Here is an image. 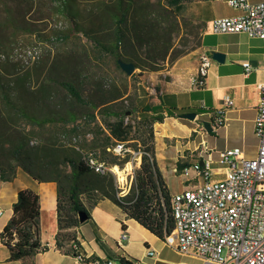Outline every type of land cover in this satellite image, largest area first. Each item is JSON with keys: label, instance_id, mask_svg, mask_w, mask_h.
Instances as JSON below:
<instances>
[{"label": "trees", "instance_id": "obj_1", "mask_svg": "<svg viewBox=\"0 0 264 264\" xmlns=\"http://www.w3.org/2000/svg\"><path fill=\"white\" fill-rule=\"evenodd\" d=\"M10 1L0 0L6 6ZM90 1L92 8L86 14L75 7L77 0L58 1L60 11L71 19L72 28L70 32H57L52 38L68 41L82 33L86 37L87 47L84 45L81 50L73 49L67 55L58 56L48 66H22L3 47L5 41L0 40V178L8 180L13 175L4 166L5 158L15 163L14 168L21 167L36 179L55 181L58 186L56 246L66 254L81 256L83 262L87 263L102 258L88 256L84 250L77 231L82 224L79 213L85 211L90 219L89 206L98 204L102 199L112 200L129 217L135 218L163 240L175 227L173 193L156 158L154 127L167 117L163 111L164 99L162 97L158 104L141 106L139 111L133 107H115L124 99L126 91L115 83L107 86L104 75H98L97 71H101L97 61L104 55H111L119 68L118 61L123 59L134 62L136 68L142 71L150 72L164 68L168 58L174 61L189 53L173 47V36L179 26L178 10L189 0H167L166 4L159 0ZM10 17L7 15L8 20ZM8 20H0V31ZM205 78L200 77L202 84L198 88L205 85ZM87 82L91 83L92 89V94L88 95L82 89ZM52 107L59 108L52 115L45 113L39 116L35 112L41 109L45 112ZM186 111L169 107L168 116L180 117ZM128 112L129 121L126 120ZM135 113H139L138 117L132 118ZM82 116L90 123H97L92 128L98 135L104 133L103 129L108 130L105 144L95 140L94 147L99 153L80 151L71 142L79 136L78 121ZM110 116H115V119L110 120ZM19 118L39 128L61 122L65 126L63 137L67 142L49 137L47 142L30 146L26 136L16 137L14 134V126ZM135 119L138 126L133 138L132 121ZM68 123L74 126L67 128ZM136 138L144 145L145 153L129 193L120 196L115 173L95 171L88 164L86 156L92 152L112 166H123L130 160L129 156L121 159L110 148L117 141ZM180 161L177 170L181 172L184 164ZM13 209V216L0 231V244L8 247L10 259H26L47 250L48 245L41 237L40 194L31 188L21 189ZM97 238L100 241V237ZM117 259L121 264H133L124 256ZM133 260L140 262L136 258Z\"/></svg>", "mask_w": 264, "mask_h": 264}, {"label": "rangeland", "instance_id": "obj_2", "mask_svg": "<svg viewBox=\"0 0 264 264\" xmlns=\"http://www.w3.org/2000/svg\"><path fill=\"white\" fill-rule=\"evenodd\" d=\"M58 1L61 0H11L7 6L0 2V20H8L7 15L11 16V19L5 21V27L0 31V40L5 41L3 47L8 49V53L13 59L18 60L22 66L34 67L36 64H39L40 68H42L50 65L58 58V56L67 55L72 52L73 49L81 50L84 45L87 47L86 37L82 33H78L77 36L68 41H57L52 38L55 37L57 32H70L72 28L71 19L60 11ZM159 2L166 4L167 0H159ZM91 4L90 0H77L75 7L86 14L90 12L92 8ZM231 10L232 7H229V5L222 0L185 1L182 4L181 9L178 10L179 26L177 32L173 36V47L179 50L185 49L189 51V53L200 48L203 42L210 47H214V45L219 43L226 35L213 33L211 29L208 28L209 19L214 16H222ZM30 49L33 50L32 53L29 52ZM35 55L37 57H35ZM169 62L171 61L168 58L164 63V67ZM97 65L101 71H97L98 75H104L107 86L115 83L117 86H120L121 89L126 91L124 99L118 102L115 107H133L136 111H139V107L144 106L146 103L152 104V100H156L154 98L161 94V91L157 90L159 85L153 82L150 77V73L153 71H142L140 68H136L133 75H128L122 68H119L116 65L115 58L111 55H104L99 61H97ZM82 89L85 94H92L91 83L87 82L83 84ZM58 109V107H52L48 108L45 112L43 109L39 111L35 110V112H37L36 114L39 116H44L45 113L52 115L54 114L53 112ZM185 110L186 108L180 111L183 112ZM129 112L126 117L127 121H129ZM138 114L139 113H135L132 118H137ZM108 118L114 120L115 116H110ZM183 118L179 117L177 120L168 119L164 122H157L154 127L158 166L165 176L172 193L181 192L192 186L194 183L202 180V178L198 180L194 179L196 174L193 167L197 159L207 156L209 150L205 151V147L202 145L195 150L189 148L182 149L180 146H182L183 143H187L189 139L199 141L201 138L205 139L207 145L211 147L213 158V170L215 174L212 179L224 177L223 171H221L222 174L217 173L220 167V164L218 163L219 151L214 150L216 149L214 147L216 145V137L218 136L214 132H209L203 136L199 134V138H197L198 133L193 132L191 136L183 137L181 132L176 128L181 124L190 123L189 120H192L185 117ZM196 119L192 121L196 122ZM98 121L102 124L100 116H98ZM136 121V119L132 121L134 126L132 132L133 138L136 135V129L138 126L136 125ZM196 123H198L199 127L202 120L199 119ZM78 124L79 129L77 132L79 136L74 137L71 142H73L80 151H97V153H99V150L94 147L95 140H97V143L105 144L106 136L109 134L108 130L103 129L104 133L98 135L92 128L97 123H90L83 116L79 119ZM73 126L72 123H68L67 128H72ZM64 127L65 126L62 125L61 122H54L49 123L45 128H39L28 121L19 118L13 131L16 137L26 136V139L30 141V146H33L47 142V138L49 137L57 138V140H61L60 142L62 143L67 142V140L65 141V137H63ZM173 133H176V135H173ZM128 143L135 152L143 150L144 148V145L138 138L129 139ZM69 146H71V144L68 145V147ZM258 148L259 137L256 134H251L243 146L246 156L250 158L255 157L258 153ZM127 156L130 158L129 161L135 159V155L133 154ZM121 159H119V161H121ZM129 161L123 166L120 164L114 165V170L116 166L121 170L124 169ZM178 161L184 164L181 172L177 170ZM3 163L4 166L8 168L9 174L14 173L15 163L5 158ZM187 163L190 164V172L186 175L184 169ZM140 165L133 170V176L130 173L132 169L127 172L129 174L126 175L125 180H121L119 173L115 170L116 182L121 191L128 190L132 187L135 172ZM21 182L22 179L18 178L15 183L19 185ZM152 243L153 245L151 248L158 252L157 257H149L147 251L146 255H144L143 250L147 246H144L143 242H136L133 245V253L139 255L137 256V259L148 262L149 264H218L216 262L212 263L206 259L196 257L193 254L177 250L169 246L165 240L161 238L153 239Z\"/></svg>", "mask_w": 264, "mask_h": 264}, {"label": "crops", "instance_id": "obj_3", "mask_svg": "<svg viewBox=\"0 0 264 264\" xmlns=\"http://www.w3.org/2000/svg\"><path fill=\"white\" fill-rule=\"evenodd\" d=\"M222 1L226 3L225 0ZM237 13L239 10L232 8L222 16H232ZM214 17L209 19V25ZM225 35L214 47L203 42L200 48L169 62L159 71L150 73L151 79L159 85L158 88L161 91V94L154 98L156 100H152V104L160 103L163 97V111L167 115L165 121L179 118L168 116L169 107H176L178 110L186 108V113L198 112L196 122L199 119L202 121L211 120L216 110L224 105L226 98L233 99V104L228 108L225 123L212 131L218 136L214 147L216 151L237 146L243 148L249 136L256 134L255 120L258 99L261 85L264 83L263 41L245 33ZM214 51L225 54L224 62H219L212 57ZM204 52L211 53V65L206 74L205 85L201 88H194L191 85V78L196 74ZM245 61H249L254 67L249 75L245 74L243 65ZM189 121L190 123L181 124L176 128L183 137H189L193 132L198 133L197 138H199V134L203 136L209 133L203 131L200 125L198 127V123L195 121ZM204 142L203 138L200 141L189 139L180 147L195 150ZM204 144L202 146L211 152V147L206 142ZM189 165L187 163L185 169L189 168ZM18 178L22 179L19 185L15 183ZM24 188L34 189L41 196V237L42 241L48 245V249L26 259L11 260L8 247L5 244H0V264H90L83 262L77 256L64 253L56 246L55 237L58 231L57 183L36 179L21 167L15 168L10 179L0 178V231L13 216V205L18 198V192ZM85 203L88 205L87 198H85ZM89 209L92 217L82 222L77 229L78 237L88 256L95 255L102 259L107 257L117 259L119 256H124L129 260L137 259L139 255L133 253V245L136 242H143V245L147 246L146 248H151L153 239L159 238L135 218L129 217L119 205L110 199H102L98 204L89 206ZM123 224H125V228H123ZM124 229L128 231L129 239L121 241L120 237ZM97 236L100 237V241ZM146 248L143 250L144 255H146ZM118 262L121 264L120 261ZM140 262L149 264L141 260Z\"/></svg>", "mask_w": 264, "mask_h": 264}, {"label": "built area", "instance_id": "obj_4", "mask_svg": "<svg viewBox=\"0 0 264 264\" xmlns=\"http://www.w3.org/2000/svg\"><path fill=\"white\" fill-rule=\"evenodd\" d=\"M225 1L230 7L239 10V13L214 17L215 34L245 33L261 39L264 44V0ZM200 62L207 66L208 72L211 65L210 54L205 52ZM243 65L246 75L254 70L249 61L243 62ZM201 84L193 75L192 87L198 88ZM232 104L233 99L226 98L224 105L216 110L210 120L213 129L225 123L228 108ZM200 128L207 132L203 121ZM255 133L259 137L255 157H247L243 148L238 146L219 151L220 167L217 173L222 174L223 171V178L212 179L215 174L212 153L196 160L193 167L196 174L194 179L202 180L172 195V205H176V212H179V234L175 239H168V234L166 235L165 242L169 246L212 263L264 264V83L258 99ZM116 143H127V150H116V155H135V159L129 161L133 165L130 172L133 176V170L141 164L145 151L135 152L128 141ZM111 148H115V144ZM86 157L95 171L102 174L112 171L116 175L114 166L106 160L96 163L92 152ZM202 160L203 164L200 163ZM189 172L190 168L184 170L186 175ZM130 189L131 187L121 191L120 196L129 193ZM184 199H191V206H184ZM120 239H129L127 230L122 231ZM147 255L157 257L158 252L148 247ZM131 261L133 264H142ZM118 263L114 257H107L96 259L90 264Z\"/></svg>", "mask_w": 264, "mask_h": 264}, {"label": "bare ground", "instance_id": "obj_5", "mask_svg": "<svg viewBox=\"0 0 264 264\" xmlns=\"http://www.w3.org/2000/svg\"><path fill=\"white\" fill-rule=\"evenodd\" d=\"M209 26H210L211 31L213 33H215L214 19L212 20L211 25H209ZM29 52L32 53L33 50L30 49ZM36 53H37V51H36ZM204 53L202 54V56L204 55ZM202 56H201V58H202ZM35 57H37V56L35 55ZM206 74H207V66L202 64V62H200V66H199L196 74L194 75V76H196V81L200 82V77H204V76H206ZM110 150L114 154H116V150L126 151L127 150V143H115V148H110ZM206 150L208 151L207 148H206ZM208 153H211V152H208ZM94 158L96 159V163H103V159H100L95 154H94ZM201 159H203V157ZM132 168H133V165L131 163H128V165L124 169L121 170L118 167H115V170L119 173L120 179L125 180L126 175L129 174L127 172H129ZM172 206H173V214L175 216V227H174L173 231L170 234H168V239H175L178 237V234H179V212H176V205H172ZM184 206H191V199H184ZM80 259L82 260L81 256H80Z\"/></svg>", "mask_w": 264, "mask_h": 264}, {"label": "water", "instance_id": "obj_6", "mask_svg": "<svg viewBox=\"0 0 264 264\" xmlns=\"http://www.w3.org/2000/svg\"><path fill=\"white\" fill-rule=\"evenodd\" d=\"M212 57L219 62H224V60H225V54L222 52H218V51H214L212 54ZM118 62L120 64L121 68L128 75H133L135 73L136 64L134 62L125 61L123 59H119ZM183 117L195 120L197 118V113L196 112L186 113L183 115ZM203 122H204V125H205L207 131L212 132L213 127H212L211 121L210 120H204ZM200 163L203 164L204 161L202 160ZM79 217H80L81 222H85L88 219V214L85 211H81L79 213Z\"/></svg>", "mask_w": 264, "mask_h": 264}]
</instances>
